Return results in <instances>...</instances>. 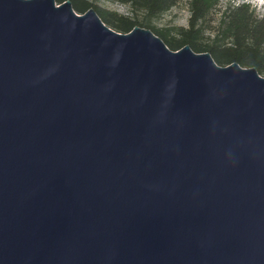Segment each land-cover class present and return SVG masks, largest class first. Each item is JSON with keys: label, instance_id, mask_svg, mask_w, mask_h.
<instances>
[{"label": "water", "instance_id": "1", "mask_svg": "<svg viewBox=\"0 0 264 264\" xmlns=\"http://www.w3.org/2000/svg\"><path fill=\"white\" fill-rule=\"evenodd\" d=\"M0 264H264V76L0 0Z\"/></svg>", "mask_w": 264, "mask_h": 264}, {"label": "trees", "instance_id": "2", "mask_svg": "<svg viewBox=\"0 0 264 264\" xmlns=\"http://www.w3.org/2000/svg\"><path fill=\"white\" fill-rule=\"evenodd\" d=\"M60 3L64 0H55ZM78 13L93 7L101 20L119 32L134 26L151 30L171 49L189 45L195 52H209L219 65L237 62L242 67H255L264 74V15L259 16L247 2L228 5L220 14L218 24L205 35L201 25L220 0H188V27L158 28L150 22L118 14L97 6L92 0H70ZM127 4L132 11H142L148 18L156 17L176 5L178 0H111Z\"/></svg>", "mask_w": 264, "mask_h": 264}, {"label": "rangeland", "instance_id": "3", "mask_svg": "<svg viewBox=\"0 0 264 264\" xmlns=\"http://www.w3.org/2000/svg\"><path fill=\"white\" fill-rule=\"evenodd\" d=\"M97 6L105 8L110 11H115L118 14H123L136 18L140 22L148 21L158 28H177L180 26L188 27V20L190 16L188 0H178L177 4L172 6L167 11L152 18H148L144 12H134L127 4H122L111 0H92ZM247 2L261 16L264 15V0H220L218 4L209 12L202 26L205 28V35L211 34V29L218 24L220 14L228 5L240 4ZM264 76V74H262Z\"/></svg>", "mask_w": 264, "mask_h": 264}]
</instances>
